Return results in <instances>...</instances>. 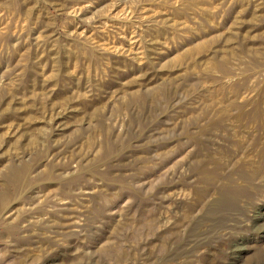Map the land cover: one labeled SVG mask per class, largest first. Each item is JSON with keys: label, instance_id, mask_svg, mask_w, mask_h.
Here are the masks:
<instances>
[{"label": "rangeland", "instance_id": "obj_1", "mask_svg": "<svg viewBox=\"0 0 264 264\" xmlns=\"http://www.w3.org/2000/svg\"><path fill=\"white\" fill-rule=\"evenodd\" d=\"M263 136L264 0H0V264H264Z\"/></svg>", "mask_w": 264, "mask_h": 264}, {"label": "bare ground", "instance_id": "obj_2", "mask_svg": "<svg viewBox=\"0 0 264 264\" xmlns=\"http://www.w3.org/2000/svg\"><path fill=\"white\" fill-rule=\"evenodd\" d=\"M217 117V116H216ZM219 117V116H218ZM264 137V136H263ZM264 146H262V148H263ZM261 152V151H260ZM262 154H263V152H262ZM258 156H259V158L261 157V154H258ZM258 158V159H259ZM259 161H260V159H259ZM263 162H264V160H263ZM250 164V163H249ZM253 165V164H252ZM249 167V166H248ZM215 169V168H214ZM251 169V168H250ZM245 172H246V170H244ZM243 172V171H242ZM245 172H243L241 175L243 176V177H247L248 175L245 173ZM210 173V172H209ZM214 173V172H213ZM254 175V174H253ZM251 177V176H250ZM247 179V178H246ZM227 188H228V186H227ZM223 190V189H222ZM221 190V191H222ZM227 190V189H226ZM231 190H233V192L232 191H229L228 192V190H227V193H226V191H225V194H224V196L222 197V199L221 200H219L216 204H214V208H213V210H215L214 211V213H217V212H219L220 211V209L221 208H224V207H222V206H224V205H228L230 202H234L235 201V196H238L237 194L238 193H240V190H238V189H236V190H234L233 188L231 189ZM242 191V190H241ZM232 192V193H231ZM196 198V197H195ZM198 204V203H197ZM233 204H235V203H233ZM211 205V204H210ZM194 207V206H193ZM212 207V206H211ZM152 212V211H151ZM136 225V224H135ZM142 228L143 227H140V225H137L136 227H134L132 230H131V235L134 237V240L135 241H137V240H139L138 238H139V236H140V234H142V232L143 231H141L142 230ZM197 232V231H196ZM170 235H171V233H170ZM195 237H197V236H195ZM206 238V237H205ZM198 239V238H197ZM239 247V246H238ZM191 250V249H190ZM194 250V249H193ZM105 252H106V250H104ZM109 251V250H108ZM107 251V252H108ZM192 252V251H191ZM190 252V253H191ZM187 253V252H186ZM193 253V252H192ZM109 254V253H108ZM111 254V253H110ZM109 254V255H110ZM115 255V254H114ZM191 255V254H190ZM166 257V256H165ZM169 258V257H168ZM162 259V258H161ZM176 259V258H175ZM155 260V259H154ZM174 260V259H173ZM184 264H186L185 262H184Z\"/></svg>", "mask_w": 264, "mask_h": 264}]
</instances>
